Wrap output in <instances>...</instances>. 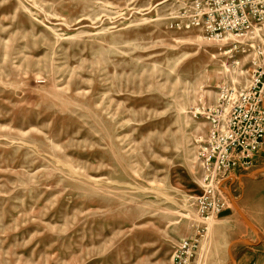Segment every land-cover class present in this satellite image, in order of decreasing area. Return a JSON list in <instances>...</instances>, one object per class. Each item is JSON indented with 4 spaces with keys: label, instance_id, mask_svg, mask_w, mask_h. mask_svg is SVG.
<instances>
[{
    "label": "rangeland",
    "instance_id": "obj_1",
    "mask_svg": "<svg viewBox=\"0 0 264 264\" xmlns=\"http://www.w3.org/2000/svg\"><path fill=\"white\" fill-rule=\"evenodd\" d=\"M195 1L0 0V264H170L183 238L221 264L234 221L264 249L248 199L194 206L213 110L254 69Z\"/></svg>",
    "mask_w": 264,
    "mask_h": 264
},
{
    "label": "built area",
    "instance_id": "obj_2",
    "mask_svg": "<svg viewBox=\"0 0 264 264\" xmlns=\"http://www.w3.org/2000/svg\"><path fill=\"white\" fill-rule=\"evenodd\" d=\"M190 24L209 40L234 39V47L254 50L249 83L228 96L229 108H214L198 152L202 192L194 206L209 215L227 207L219 185L233 172L250 169L264 143V0H196ZM194 244L179 240L170 264H191Z\"/></svg>",
    "mask_w": 264,
    "mask_h": 264
},
{
    "label": "crops",
    "instance_id": "obj_3",
    "mask_svg": "<svg viewBox=\"0 0 264 264\" xmlns=\"http://www.w3.org/2000/svg\"><path fill=\"white\" fill-rule=\"evenodd\" d=\"M262 151L263 146L256 155L254 164L250 169L235 172L227 179V181L221 184L220 188L222 189V192L228 201H230L229 194H232L236 199L238 198V200L240 199V201H245L246 199L249 200L246 205H241V210L245 213L247 216L246 219L249 222L250 220L255 222L253 217L259 216L257 213H255L256 211H264V204L251 202V200L257 201L264 197V176H260V173H262L263 170L262 167H264V164L261 160ZM261 218H264V215H262ZM248 221L247 223H249ZM233 224L236 226L235 230L231 233H228L226 240H224V243L221 245L222 248L227 252V257L224 258V261H221V264H229L227 259L230 257L233 258L232 264H264V249L259 248L262 245V242L253 243L255 241L253 237L242 235L246 234L248 231V227L246 225L238 221H234ZM250 224L252 225L251 222L249 225H247L252 228ZM262 227L263 226H261V228ZM240 235L245 237L244 239H246L248 242L245 240H243L245 243L241 244L229 242V239L239 237Z\"/></svg>",
    "mask_w": 264,
    "mask_h": 264
}]
</instances>
